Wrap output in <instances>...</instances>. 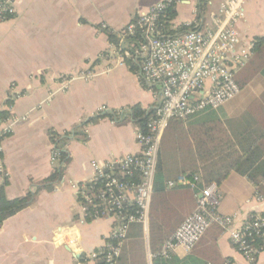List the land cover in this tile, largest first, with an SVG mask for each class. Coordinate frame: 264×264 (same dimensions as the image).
Masks as SVG:
<instances>
[{
    "label": "crops",
    "instance_id": "crops-1",
    "mask_svg": "<svg viewBox=\"0 0 264 264\" xmlns=\"http://www.w3.org/2000/svg\"><path fill=\"white\" fill-rule=\"evenodd\" d=\"M160 1L16 0L13 18L0 21V111L9 112L12 127L2 142L0 188L7 180L9 200L35 196L30 206L0 226V264H92L88 256L109 240L113 221L85 214L77 187L93 180V163L141 155L139 128L127 112L134 106L154 111L159 94L140 70L138 74L130 69L128 61L117 66L108 59L112 43L105 30L122 31ZM204 1L202 5L200 0L178 4L173 26L194 24L198 32L212 30L224 0ZM238 29L241 47L249 50V56L236 72L243 103L225 124L220 123L222 129L225 125V135L264 131V42L255 44L256 38L264 39V0L246 1ZM114 111L122 114L119 120L104 118L84 129L86 142L73 138L67 142L69 162L63 177L51 191L45 188L42 183L59 167L49 131L72 132L97 114ZM235 114L241 117L236 132L227 123ZM202 115L184 122L190 124ZM175 154L176 165L187 163L183 153L176 150ZM219 191V211L235 216L237 227L264 213V198L257 200L255 185L237 173ZM180 202L173 204L186 211L175 231L194 212L195 192L189 207ZM175 231H163L165 240ZM144 232L149 248V226ZM72 240L75 243L70 245ZM174 256L203 264H252L217 226L207 231L193 251L179 248ZM253 264H264V249Z\"/></svg>",
    "mask_w": 264,
    "mask_h": 264
},
{
    "label": "built area",
    "instance_id": "built-area-1",
    "mask_svg": "<svg viewBox=\"0 0 264 264\" xmlns=\"http://www.w3.org/2000/svg\"><path fill=\"white\" fill-rule=\"evenodd\" d=\"M183 1L161 0L120 31L118 44L110 46L108 59L114 60L117 66L140 61L141 76L158 89L159 97L147 131H137L141 155H128L104 164L93 163L95 177L77 187L85 214L94 220L110 219L114 223L113 233L104 248L88 256L92 264H100L101 258L103 264H117L130 227L138 224L148 228L159 148L169 125L217 111L240 94L236 72L244 66L249 50L241 47L238 24L245 17L247 0H224L213 19L212 30L160 38L159 18ZM15 3L16 0H0V18L14 15ZM139 34L142 41L137 40ZM10 123L11 118L0 122V153L3 140L12 132ZM194 179L190 182L181 177L168 182V188L187 185L195 189L200 178ZM221 201L219 186L215 183L196 193L194 212L165 242L161 254L170 257L179 248L191 252L207 231L217 226L229 234L250 263H255L263 250L254 242L258 237L264 239V219L257 216L237 227L235 216L220 213ZM73 243L72 240L70 245Z\"/></svg>",
    "mask_w": 264,
    "mask_h": 264
},
{
    "label": "trees",
    "instance_id": "trees-1",
    "mask_svg": "<svg viewBox=\"0 0 264 264\" xmlns=\"http://www.w3.org/2000/svg\"><path fill=\"white\" fill-rule=\"evenodd\" d=\"M200 2L201 5L205 3L204 0H200ZM176 17L177 11L174 6L159 18L158 33L160 38H175L190 31H196L194 24L180 25L175 28L173 22ZM11 18L13 15H3L0 21H7ZM137 20L138 17L131 23ZM105 33L110 43L118 44L117 34L119 32L106 29ZM137 40L142 41L140 34L137 36ZM262 42L264 39H255L256 45ZM127 65L133 72L139 74L140 61H128ZM153 113L154 111L143 110L140 106H134L127 112L129 118L142 132L147 131L146 126ZM121 115L117 111L111 114H97L72 132L59 134L52 130L49 131L51 142L55 146L54 151L57 154L59 167L42 185L51 191L55 183L62 179L65 166L69 162L65 145L71 138L86 142L87 135L83 131L88 125L97 123L104 118L119 120ZM10 118L8 111H0V122ZM186 124L184 121H173L162 137L149 215V248H147L144 227L134 224L130 227L117 264H203L195 263L190 257L179 259L174 255L163 256L161 249L167 241L163 231L167 229L175 231L181 223L182 212L186 211L180 210L183 209L182 205L175 206L173 204L175 201L179 199L180 204L183 203L189 207L194 192L196 194L204 186L213 183L220 187L232 173H237L251 181L257 189V195L264 198V131H244L239 134L225 135L215 112L193 119L187 126ZM176 143L181 144V147L178 146L176 149ZM176 150L187 157L185 165L179 163L182 166L180 170L177 169L179 165H176L174 161L178 158L175 154ZM0 157H2V153H0ZM180 177H185L190 182H194V178L199 177L200 181L196 184L195 189L187 185L169 189L168 182ZM6 185L7 180L0 188V226L8 218L30 206L35 197L30 193L22 198L9 200L5 195ZM260 218L264 219V213L260 215ZM171 237L168 236L169 239ZM254 243L264 249L263 238H256ZM149 255L151 256L150 261ZM99 260V263L103 264L102 258Z\"/></svg>",
    "mask_w": 264,
    "mask_h": 264
},
{
    "label": "rangeland",
    "instance_id": "rangeland-1",
    "mask_svg": "<svg viewBox=\"0 0 264 264\" xmlns=\"http://www.w3.org/2000/svg\"><path fill=\"white\" fill-rule=\"evenodd\" d=\"M249 92V90H246V92L244 93V98H248V93ZM243 97H241V96H238L237 98H235L234 100H232V101H230L229 103H227L226 105H224L221 109H220V111L218 112V110H217V113H216V115H217V118H219V120H220V123H222V124H225L226 123V119H227V116L229 115L230 116V114H232V113H234V111H236L241 105H242V103H243ZM209 113H212V112H208V113H205V114H203L202 116H204V115H206V114H209ZM237 114V113H236ZM235 114V116L233 117V119H230V120H228L227 121V123L228 124H230V125H232V126H234V128H233V130H235V132H236V130H238V128H239V126H240V122H239V120L241 119V117L240 116H238V115H236ZM225 125H223V129L225 130ZM223 135V134H222ZM224 136V135H223Z\"/></svg>",
    "mask_w": 264,
    "mask_h": 264
}]
</instances>
